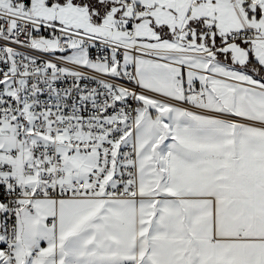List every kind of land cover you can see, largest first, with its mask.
Here are the masks:
<instances>
[{
  "label": "snow or ice",
  "instance_id": "obj_1",
  "mask_svg": "<svg viewBox=\"0 0 264 264\" xmlns=\"http://www.w3.org/2000/svg\"><path fill=\"white\" fill-rule=\"evenodd\" d=\"M0 264H264V0H0Z\"/></svg>",
  "mask_w": 264,
  "mask_h": 264
}]
</instances>
